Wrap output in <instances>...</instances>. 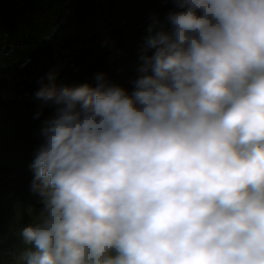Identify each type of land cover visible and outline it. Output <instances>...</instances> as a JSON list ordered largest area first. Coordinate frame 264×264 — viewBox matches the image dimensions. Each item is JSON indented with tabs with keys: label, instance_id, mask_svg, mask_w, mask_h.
<instances>
[{
	"label": "clouds",
	"instance_id": "clouds-1",
	"mask_svg": "<svg viewBox=\"0 0 264 264\" xmlns=\"http://www.w3.org/2000/svg\"><path fill=\"white\" fill-rule=\"evenodd\" d=\"M171 2L130 94L41 80L20 264H264V0Z\"/></svg>",
	"mask_w": 264,
	"mask_h": 264
},
{
	"label": "trees",
	"instance_id": "trees-1",
	"mask_svg": "<svg viewBox=\"0 0 264 264\" xmlns=\"http://www.w3.org/2000/svg\"><path fill=\"white\" fill-rule=\"evenodd\" d=\"M65 1L0 0V237L4 242L0 248V264H20L19 256L29 247L24 244L20 231L34 223L44 207L41 197L31 191L34 178L31 165L42 143L40 130L51 115L45 109L46 103L38 105L43 100H29L24 94L40 88L42 79L48 83L49 74L54 75L58 88L68 87L62 78L71 69L55 74V47L50 39L51 30L64 18ZM146 1L107 0L105 11L119 16L120 20L115 19L107 30L103 62L108 52L123 48L128 40L137 39V46L141 48L139 31L147 13L155 7ZM171 4L167 0L156 7L168 8ZM84 6L78 0L76 12ZM98 59L91 57L85 61V68L91 71L88 76L72 73L75 86L95 87V77L101 73L111 83L99 67ZM3 90L14 96L4 97ZM7 175H14L21 184L8 183L4 178Z\"/></svg>",
	"mask_w": 264,
	"mask_h": 264
},
{
	"label": "rangeland",
	"instance_id": "rangeland-1",
	"mask_svg": "<svg viewBox=\"0 0 264 264\" xmlns=\"http://www.w3.org/2000/svg\"><path fill=\"white\" fill-rule=\"evenodd\" d=\"M82 1L85 6L77 13L76 5L78 0H66L64 2L66 8L62 23L58 27H53L51 37L46 35V37H50L55 47V74L62 69H71V72L68 70L64 78H62V81L64 84L68 83L69 88H74L76 84H73L74 82L71 79L74 77L72 73L75 72L80 76H88V73L91 71L85 68L84 63L91 57H97L99 58V67L103 68L104 73L111 83L125 88L130 94L134 89L133 81L139 76L138 68L141 63L139 56L144 40L149 35V27L155 20H158L160 24L166 27H170L167 25V15L169 12L177 11L178 9L174 3L168 8L156 7L158 3L167 0L146 1L150 5H155V7L151 6L153 9L150 8L151 10H149L143 22L144 26L139 31L142 39L141 48L137 46V39L128 40L123 48L108 52L105 56V62H103L101 57L103 55L104 43L107 39V30L115 23V19L120 20V17L113 16L111 13L109 14L105 11V3L107 0ZM40 88L32 93L24 94V97L29 100L37 99L35 93ZM1 93L4 97L14 96L12 92L7 90H3ZM44 103L39 102L38 105ZM45 106L46 111L48 110L52 117L55 113V107L51 103H47ZM4 178L10 184H21L14 175H7ZM3 245L4 242L0 237V248Z\"/></svg>",
	"mask_w": 264,
	"mask_h": 264
}]
</instances>
